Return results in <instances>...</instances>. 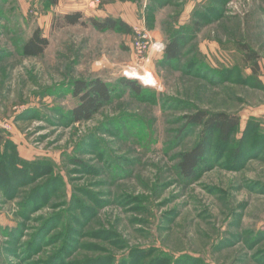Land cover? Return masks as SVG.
<instances>
[{
    "label": "rangeland",
    "instance_id": "obj_1",
    "mask_svg": "<svg viewBox=\"0 0 264 264\" xmlns=\"http://www.w3.org/2000/svg\"><path fill=\"white\" fill-rule=\"evenodd\" d=\"M132 5L129 33L90 23ZM36 29L48 46L24 56ZM94 79L111 100L74 123L72 85ZM201 113L239 128L202 136ZM0 137V264H264V0H0Z\"/></svg>",
    "mask_w": 264,
    "mask_h": 264
},
{
    "label": "trees",
    "instance_id": "obj_2",
    "mask_svg": "<svg viewBox=\"0 0 264 264\" xmlns=\"http://www.w3.org/2000/svg\"><path fill=\"white\" fill-rule=\"evenodd\" d=\"M44 3L55 6L58 0H42ZM82 14L79 11L65 14L61 18L63 25L73 26L83 24ZM91 25L98 29H115L116 27L130 32V27L121 19L105 18L102 21L91 19ZM179 39H175L165 47V57L167 60H175L181 56L182 47ZM48 46V41L41 35L39 29H36L32 35L23 43L22 53L27 57H38ZM124 84L130 87L134 92L139 93V87L128 80ZM112 90L107 83L100 79L91 81H76L72 85V95L77 99V105L71 110L70 117L72 122L80 123L88 121L94 116L105 104L111 100ZM193 123H202L203 133H216V137L221 143H228L234 132L239 128L240 117L226 113H216L213 115L199 114L190 118ZM254 122V121H253ZM250 125V126H249ZM255 124L246 122L245 129ZM255 127V126H254ZM206 138V137H204ZM1 141V137H0ZM202 149L198 146L194 150L184 154L179 164L180 171L184 175H192L196 169L198 160L202 157Z\"/></svg>",
    "mask_w": 264,
    "mask_h": 264
},
{
    "label": "built area",
    "instance_id": "obj_3",
    "mask_svg": "<svg viewBox=\"0 0 264 264\" xmlns=\"http://www.w3.org/2000/svg\"><path fill=\"white\" fill-rule=\"evenodd\" d=\"M150 37L143 27H134V38L132 51L137 64H143L147 60V53L150 49Z\"/></svg>",
    "mask_w": 264,
    "mask_h": 264
},
{
    "label": "crops",
    "instance_id": "obj_4",
    "mask_svg": "<svg viewBox=\"0 0 264 264\" xmlns=\"http://www.w3.org/2000/svg\"><path fill=\"white\" fill-rule=\"evenodd\" d=\"M133 6V5H132ZM140 9L136 8L135 6L129 8V13H125L123 16H115V18H120L122 21H124L129 26L138 25L141 23V20L139 18Z\"/></svg>",
    "mask_w": 264,
    "mask_h": 264
},
{
    "label": "clouds",
    "instance_id": "obj_5",
    "mask_svg": "<svg viewBox=\"0 0 264 264\" xmlns=\"http://www.w3.org/2000/svg\"><path fill=\"white\" fill-rule=\"evenodd\" d=\"M164 44L157 41L154 45H153V49L156 50V51H163L164 49ZM143 83H145L146 85H149V86H156V81H155V78L151 77V74L149 73L148 74V79L145 80V81H142Z\"/></svg>",
    "mask_w": 264,
    "mask_h": 264
},
{
    "label": "bare ground",
    "instance_id": "obj_6",
    "mask_svg": "<svg viewBox=\"0 0 264 264\" xmlns=\"http://www.w3.org/2000/svg\"><path fill=\"white\" fill-rule=\"evenodd\" d=\"M145 76H146L145 74L142 75V76H140L141 77V80H147Z\"/></svg>",
    "mask_w": 264,
    "mask_h": 264
}]
</instances>
